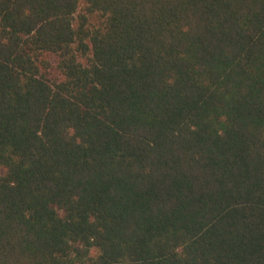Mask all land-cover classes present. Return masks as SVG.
I'll list each match as a JSON object with an SVG mask.
<instances>
[{
    "label": "trees",
    "instance_id": "16d2710c",
    "mask_svg": "<svg viewBox=\"0 0 264 264\" xmlns=\"http://www.w3.org/2000/svg\"><path fill=\"white\" fill-rule=\"evenodd\" d=\"M0 264H264V0H0Z\"/></svg>",
    "mask_w": 264,
    "mask_h": 264
}]
</instances>
